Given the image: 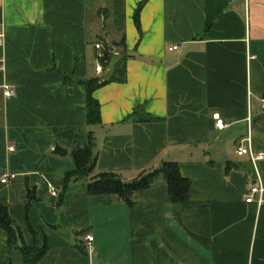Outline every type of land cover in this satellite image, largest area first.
Instances as JSON below:
<instances>
[{
  "label": "crops",
  "instance_id": "1",
  "mask_svg": "<svg viewBox=\"0 0 264 264\" xmlns=\"http://www.w3.org/2000/svg\"><path fill=\"white\" fill-rule=\"evenodd\" d=\"M0 29V86L12 89L0 87V173H15L0 203L23 244L45 246L34 264H264V160L260 201L245 202L256 174L234 153L248 127L264 151V0H0ZM95 42L118 55L123 79L92 91L99 123L89 125L74 80L101 75ZM87 131L96 172L128 181L173 160L187 203L170 202L161 178L129 204L76 179L57 205ZM17 253L0 228V264H22Z\"/></svg>",
  "mask_w": 264,
  "mask_h": 264
},
{
  "label": "trees",
  "instance_id": "2",
  "mask_svg": "<svg viewBox=\"0 0 264 264\" xmlns=\"http://www.w3.org/2000/svg\"><path fill=\"white\" fill-rule=\"evenodd\" d=\"M141 4L139 3L134 11V22L137 24V14ZM103 56L100 58L102 67H106V63L111 56L109 46H104ZM117 60L113 63L111 73L107 78L99 77L86 80H74L82 85L85 92V121L87 124L99 123L98 103L92 97V91L98 86L112 80L123 79L122 66L117 67L118 77H114V69ZM69 156L72 160V168L62 175L63 188L58 193L57 205L61 204L64 199V191L66 183L69 180H85L83 192L86 194H103L116 193L125 203L129 204V195L132 191L146 188L153 184L157 178H161L167 187V199L170 202L178 204L187 203V190L189 180L182 177L177 168V163L173 160H162L157 167L140 172L131 180L124 181L119 175L111 171L96 172L94 169L96 160V149L94 135L91 131L85 134V146L80 149L69 150ZM63 193V194H62ZM27 203L33 199L32 193L27 190ZM0 228L6 233V242L9 248L18 250L21 256L22 264H34L45 250V246H27L21 242V232L17 225L13 223L8 215L7 207L0 203Z\"/></svg>",
  "mask_w": 264,
  "mask_h": 264
},
{
  "label": "built area",
  "instance_id": "3",
  "mask_svg": "<svg viewBox=\"0 0 264 264\" xmlns=\"http://www.w3.org/2000/svg\"><path fill=\"white\" fill-rule=\"evenodd\" d=\"M2 39H3V33H2V30L0 29V45L2 44ZM93 47L96 49V55H95L96 63L94 66V71L99 74L105 70V68L102 67V64L100 62V58L103 56V51L105 48H104V46H102L98 42H95L93 44ZM168 49L174 50V49H176V45H171L168 47ZM2 69H3V66L0 62V70H2ZM0 87L2 89V94L4 97H9L12 94V89L9 88L8 86H6L5 84H2ZM260 106H261V108H264V96L261 98ZM246 120H247V125H249V117H247ZM214 126L218 127V128L222 127L221 120L219 118H214ZM248 128H247L246 135L240 140V142L236 145L235 150H234V153L237 156H245L247 158V160L251 164V166H252V168L256 174L257 183L248 188L247 193L245 194V197H244L245 202L252 201V195L254 193H258V201H260V195H261V192L263 191V187L261 186V183H260L258 175H257L256 164L259 161L264 160V151H256L251 147L250 136H249L250 134H249ZM7 149L9 151L12 150V146L9 145L7 147ZM14 177H15L14 172L4 170L0 173V183L6 184L8 181L13 179ZM51 193H54V192L51 191ZM91 239H92V236L90 234L84 235V240L87 243H89L91 241Z\"/></svg>",
  "mask_w": 264,
  "mask_h": 264
},
{
  "label": "water",
  "instance_id": "4",
  "mask_svg": "<svg viewBox=\"0 0 264 264\" xmlns=\"http://www.w3.org/2000/svg\"><path fill=\"white\" fill-rule=\"evenodd\" d=\"M109 50L111 51L112 49L109 48ZM117 56H118L117 54H112L109 57V59L106 63L105 70L103 72V78H107L110 75L112 65H113L114 61L117 59ZM52 152L57 154V155H64L66 153V150L64 148H62L61 146H59L57 143H55L53 146ZM91 264H99L94 256H91Z\"/></svg>",
  "mask_w": 264,
  "mask_h": 264
},
{
  "label": "rangeland",
  "instance_id": "5",
  "mask_svg": "<svg viewBox=\"0 0 264 264\" xmlns=\"http://www.w3.org/2000/svg\"><path fill=\"white\" fill-rule=\"evenodd\" d=\"M18 258H19V254L17 253V255H16Z\"/></svg>",
  "mask_w": 264,
  "mask_h": 264
}]
</instances>
